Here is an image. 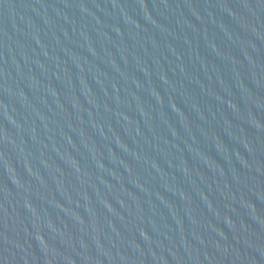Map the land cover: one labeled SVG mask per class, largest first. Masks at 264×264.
Masks as SVG:
<instances>
[{
    "label": "water",
    "instance_id": "1",
    "mask_svg": "<svg viewBox=\"0 0 264 264\" xmlns=\"http://www.w3.org/2000/svg\"><path fill=\"white\" fill-rule=\"evenodd\" d=\"M0 45L82 264H264V0H0Z\"/></svg>",
    "mask_w": 264,
    "mask_h": 264
}]
</instances>
